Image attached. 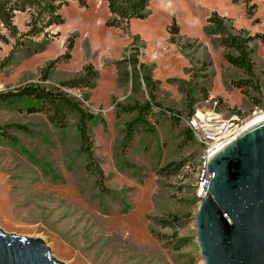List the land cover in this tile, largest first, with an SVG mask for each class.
Returning a JSON list of instances; mask_svg holds the SVG:
<instances>
[{"label": "rangeland", "instance_id": "obj_1", "mask_svg": "<svg viewBox=\"0 0 264 264\" xmlns=\"http://www.w3.org/2000/svg\"><path fill=\"white\" fill-rule=\"evenodd\" d=\"M86 1V8L69 1L59 11L64 23L36 37H25L33 11L15 13L17 39L0 26V228L41 238L65 264H204L195 225L203 134L196 129L186 142L182 132L191 125L190 104L193 117L211 124L264 113L263 44L248 45L258 90L241 91L236 84L247 76L225 59L230 51L208 22L217 13L228 32L264 35V0H152L145 19L120 29L106 26L105 0ZM173 19L180 31L171 39ZM70 38L71 58L44 79ZM88 65L97 74L90 88L61 85ZM28 85L58 88L95 116L88 129L102 185L87 168L73 120L60 127L28 111L39 103L1 98ZM147 102L146 123H137L125 147L137 113L123 108ZM173 217L180 221L159 222Z\"/></svg>", "mask_w": 264, "mask_h": 264}, {"label": "water", "instance_id": "obj_2", "mask_svg": "<svg viewBox=\"0 0 264 264\" xmlns=\"http://www.w3.org/2000/svg\"><path fill=\"white\" fill-rule=\"evenodd\" d=\"M196 209L204 264H264V121L249 126L206 163ZM0 264H65L41 238L0 228Z\"/></svg>", "mask_w": 264, "mask_h": 264}, {"label": "trees", "instance_id": "obj_3", "mask_svg": "<svg viewBox=\"0 0 264 264\" xmlns=\"http://www.w3.org/2000/svg\"><path fill=\"white\" fill-rule=\"evenodd\" d=\"M69 1H75L81 8L87 7L86 0H0V26L4 27L9 35L17 39L19 32L14 24V17L16 12H28L33 11L31 14V22L29 24V31L25 34L26 38L36 37L44 34L45 31L52 27L62 25L64 20L59 14V11L63 6L68 5ZM108 5V11L110 18L106 22L107 27L116 29L122 28L124 25L128 26L132 20H143L147 16V9L152 0H105ZM209 23H212L218 34H222L220 39V46L225 50H229L230 53L225 55V59L233 66L243 70L247 79L240 81L236 84V87L241 91L244 87L258 90L256 83V76L254 73V65L251 60V51L249 50V43L257 38L264 46V35H257L254 37L245 35L244 33L236 34L227 31L225 19L213 13L208 19ZM179 26L175 19L172 21V25L169 27V34L171 39H174L179 34ZM0 38L4 41L5 38ZM19 42V40H18ZM17 42V43H18ZM74 47V40L70 38L66 47L65 53L49 62L43 70V78L46 79L48 73L52 68L62 59H70L71 51ZM234 52L236 55H234ZM97 74L92 65L85 66L83 73L79 76L62 83L61 85L70 89H83L90 88L93 80ZM146 84L152 93L153 83L151 79L146 78ZM3 100L8 101L9 104L17 102H26L27 104L32 102L39 103V107L30 106L28 111L30 113L43 112L47 115L48 119L60 127L68 125L69 120L74 121V126L79 134L81 142V152L85 154L87 160V168L94 172L102 185L105 179L104 172L99 163L95 159L93 152V139L89 133L88 124L95 119V116L83 107V103L77 100L75 97L68 95V93L61 91L58 88L45 89L38 85H28L17 92L7 93L1 97ZM86 100V96L83 97ZM151 99H154L151 95ZM158 106V104H156ZM190 104L189 116L190 119L194 111ZM124 111L137 113L135 121L129 123L125 132V147L130 145L133 133L138 126V122L146 123L145 117L151 112L152 105L147 102L145 104H135L123 108ZM173 120L179 123L180 118L175 115ZM183 136L186 142L194 140L193 132L189 128L183 130ZM180 219L173 217L170 219H160L159 222L164 226H171L173 223H178Z\"/></svg>", "mask_w": 264, "mask_h": 264}, {"label": "built area", "instance_id": "obj_4", "mask_svg": "<svg viewBox=\"0 0 264 264\" xmlns=\"http://www.w3.org/2000/svg\"><path fill=\"white\" fill-rule=\"evenodd\" d=\"M191 125L188 127L194 134V131L197 129L200 132L202 131V139L199 138V142L204 147V153L202 156V174H201V183L200 188L197 191L196 195L198 199H201L205 192V186L208 182L209 176L206 173V163L207 160L213 155L216 151L222 148L228 142L234 140L242 131L247 127L246 120H237V122H231L230 124H211L212 122L208 119L203 120L202 118L196 116L191 117L187 120ZM209 123V124H208ZM199 126L204 127L206 132H204ZM204 132V133H203Z\"/></svg>", "mask_w": 264, "mask_h": 264}, {"label": "bare ground", "instance_id": "obj_5", "mask_svg": "<svg viewBox=\"0 0 264 264\" xmlns=\"http://www.w3.org/2000/svg\"><path fill=\"white\" fill-rule=\"evenodd\" d=\"M262 121H264V113L257 115L255 118H253L251 121H249L247 123V127L255 125V124L262 122ZM199 128H201L204 132H206V129H204V127L199 126Z\"/></svg>", "mask_w": 264, "mask_h": 264}]
</instances>
